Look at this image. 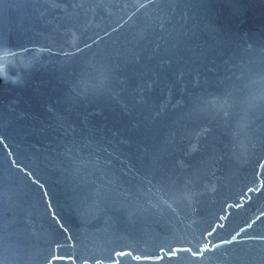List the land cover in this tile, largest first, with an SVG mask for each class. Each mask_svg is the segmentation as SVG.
Here are the masks:
<instances>
[{
	"label": "water",
	"instance_id": "water-1",
	"mask_svg": "<svg viewBox=\"0 0 264 264\" xmlns=\"http://www.w3.org/2000/svg\"><path fill=\"white\" fill-rule=\"evenodd\" d=\"M0 264H264V0H0Z\"/></svg>",
	"mask_w": 264,
	"mask_h": 264
}]
</instances>
